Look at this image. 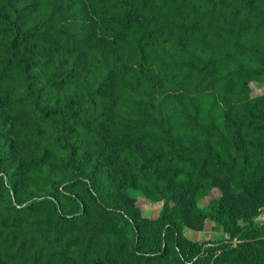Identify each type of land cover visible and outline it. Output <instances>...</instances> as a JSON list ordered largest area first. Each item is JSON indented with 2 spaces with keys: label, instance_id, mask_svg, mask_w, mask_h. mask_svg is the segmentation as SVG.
I'll return each mask as SVG.
<instances>
[{
  "label": "trees",
  "instance_id": "16d2710c",
  "mask_svg": "<svg viewBox=\"0 0 264 264\" xmlns=\"http://www.w3.org/2000/svg\"><path fill=\"white\" fill-rule=\"evenodd\" d=\"M252 83L264 0H0V264H264Z\"/></svg>",
  "mask_w": 264,
  "mask_h": 264
},
{
  "label": "rangeland",
  "instance_id": "374dc122",
  "mask_svg": "<svg viewBox=\"0 0 264 264\" xmlns=\"http://www.w3.org/2000/svg\"><path fill=\"white\" fill-rule=\"evenodd\" d=\"M252 88H253L254 94L264 92V84L260 85L257 83H252ZM218 194H219L218 190L213 189L210 193V196L203 198L200 201L199 205L204 206L208 202L209 198L215 197ZM137 204L141 206L142 212L145 215L151 216L153 218H155L158 215L160 207H161V203L151 202L148 199L140 195L137 196ZM184 234L186 235V237L190 239H195L198 241H203V240H208V239L226 238V234L222 232L221 227L210 222L209 220H206L204 229L202 231H196L188 227H185Z\"/></svg>",
  "mask_w": 264,
  "mask_h": 264
},
{
  "label": "built area",
  "instance_id": "2783aa9c",
  "mask_svg": "<svg viewBox=\"0 0 264 264\" xmlns=\"http://www.w3.org/2000/svg\"><path fill=\"white\" fill-rule=\"evenodd\" d=\"M259 225H264V207L260 209V213L257 215L255 219Z\"/></svg>",
  "mask_w": 264,
  "mask_h": 264
}]
</instances>
